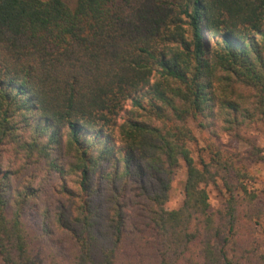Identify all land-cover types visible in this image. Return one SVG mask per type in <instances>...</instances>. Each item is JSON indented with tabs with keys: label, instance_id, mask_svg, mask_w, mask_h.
I'll use <instances>...</instances> for the list:
<instances>
[{
	"label": "trees",
	"instance_id": "trees-1",
	"mask_svg": "<svg viewBox=\"0 0 264 264\" xmlns=\"http://www.w3.org/2000/svg\"><path fill=\"white\" fill-rule=\"evenodd\" d=\"M189 118L264 124V0H0V264H264L249 172Z\"/></svg>",
	"mask_w": 264,
	"mask_h": 264
},
{
	"label": "rangeland",
	"instance_id": "rangeland-1",
	"mask_svg": "<svg viewBox=\"0 0 264 264\" xmlns=\"http://www.w3.org/2000/svg\"><path fill=\"white\" fill-rule=\"evenodd\" d=\"M69 6H74L76 0H64ZM188 125L195 134V141L189 146L193 156L198 160L199 155L208 157L207 150L204 149L207 142L213 141L224 151L235 155L241 165H244L250 176L244 180L247 189L256 194L255 205L264 207V124L255 122L249 125L239 137H232L228 134H221L214 138L206 130H202L197 125V121L188 119ZM185 179V166L180 163L174 171L171 184V197L166 203L168 209H176L182 204L183 200V181ZM211 209L223 201V190L220 183L207 186ZM259 236V237H258ZM258 252L264 253V239L262 234H258Z\"/></svg>",
	"mask_w": 264,
	"mask_h": 264
}]
</instances>
